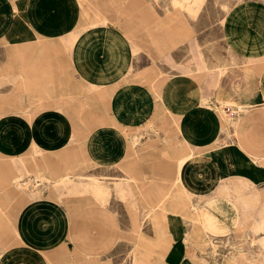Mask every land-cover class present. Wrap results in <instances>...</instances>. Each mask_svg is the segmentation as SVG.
Here are the masks:
<instances>
[{
  "label": "crops",
  "instance_id": "crops-1",
  "mask_svg": "<svg viewBox=\"0 0 264 264\" xmlns=\"http://www.w3.org/2000/svg\"><path fill=\"white\" fill-rule=\"evenodd\" d=\"M175 1L0 0V193L43 191L0 197V264H264V0L225 14V74L160 75L199 29Z\"/></svg>",
  "mask_w": 264,
  "mask_h": 264
},
{
  "label": "rangeland",
  "instance_id": "rangeland-1",
  "mask_svg": "<svg viewBox=\"0 0 264 264\" xmlns=\"http://www.w3.org/2000/svg\"><path fill=\"white\" fill-rule=\"evenodd\" d=\"M241 0H189V9L186 10L190 12L189 18L190 22L198 24V30L191 26L189 39L186 41V46L183 48L173 47V48H158V55L153 60L157 62L158 71L160 75L163 73H183L189 72V74L193 75L195 73H201L202 71L207 73L218 72L219 74L223 75L225 72L229 71L230 68L237 65L239 62L238 59L232 61L230 58L229 49L226 46L224 39L222 37V23H224L225 14L228 12L229 8L234 5L235 3ZM174 3L177 2L174 0ZM183 7V6H180ZM196 12V14H194ZM203 13L202 16L198 17L197 13ZM223 20V22H222ZM201 21H204L202 24ZM149 56V52H146ZM169 53H173V62L169 56H166ZM200 57L206 62L207 66H209L208 70H201L198 67V63ZM221 65V67H220ZM222 68V70L220 69ZM16 163V161H15ZM20 165V164H19ZM17 172L19 174L12 176L11 178H6L3 181V184L8 185L6 187L7 192L0 193L1 199H15V198H28L38 196L39 193L43 192L40 191L39 193H28L27 189L30 187V184L33 182L31 181V176L27 174L20 173V166L16 167ZM37 174V173H36ZM36 178H40L41 183L43 184L42 188H46L44 185L45 183L49 184L52 183L55 186V189L60 191L64 188L69 189L70 185L72 184L73 188L78 189V187L74 184L70 177L64 176L59 179H52L49 176H37ZM66 179L64 182H58L60 180ZM128 176H119V175H110L109 179L106 181L109 182L111 186V196L114 195V199L120 198L121 200H126L128 197L120 194V191H124L122 186L118 188L122 183L127 182ZM29 180V182H28ZM54 180V181H51ZM38 182V180L36 181ZM26 183V184H25ZM17 191L15 193L13 190ZM70 187V188H72ZM85 187L83 186L82 192L85 193ZM125 192V191H124ZM63 197L65 196H74L75 193H61ZM2 241H13V240H6L0 239ZM116 241H110V248L112 249L115 245ZM149 241L144 240H126V256L120 257V263L117 261V256L110 257L111 264H161L159 259H155L156 261H151L149 256L144 255V248L149 247ZM139 252L143 254L140 255ZM137 254V255H135ZM157 258V257H155Z\"/></svg>",
  "mask_w": 264,
  "mask_h": 264
},
{
  "label": "bare ground",
  "instance_id": "bare-ground-1",
  "mask_svg": "<svg viewBox=\"0 0 264 264\" xmlns=\"http://www.w3.org/2000/svg\"><path fill=\"white\" fill-rule=\"evenodd\" d=\"M223 111V110H222ZM28 182H29V180H28ZM26 184V183H25Z\"/></svg>",
  "mask_w": 264,
  "mask_h": 264
}]
</instances>
